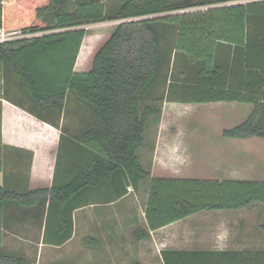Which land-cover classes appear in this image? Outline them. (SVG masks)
Wrapping results in <instances>:
<instances>
[{"label": "trees", "instance_id": "1", "mask_svg": "<svg viewBox=\"0 0 264 264\" xmlns=\"http://www.w3.org/2000/svg\"><path fill=\"white\" fill-rule=\"evenodd\" d=\"M236 1L240 0H116L107 10L101 0H77L73 5L68 0H0V28L33 35L0 44V101H9L55 128L69 93L91 114L85 128L70 135L73 139L60 136V145L66 140L91 155L89 164L73 163L67 180L28 190V174L23 178L3 173L0 243L5 207L40 209L43 243L62 246L72 236L76 208L114 202L127 187L137 189L145 182L147 230L135 232L137 241L149 239V231L203 211L264 206V182L151 178L139 154L145 124L156 114L141 103L155 89L164 67L165 101L250 103L246 119L221 135L264 141V90L261 99L243 95L239 78L245 72L251 84L260 82L264 87V0L216 6ZM201 6L210 8L184 12ZM177 11L183 13L173 14ZM105 21L120 23L92 56L89 70L75 72L86 36L81 27ZM170 29L174 34H168ZM22 100L33 107L25 108ZM89 241L97 246L96 238L85 239ZM204 254L167 250L161 259L163 264H210ZM0 264L33 263L0 248Z\"/></svg>", "mask_w": 264, "mask_h": 264}, {"label": "crops", "instance_id": "2", "mask_svg": "<svg viewBox=\"0 0 264 264\" xmlns=\"http://www.w3.org/2000/svg\"><path fill=\"white\" fill-rule=\"evenodd\" d=\"M250 1L240 0L216 6L245 4ZM78 60L79 57L74 66L75 72H80L82 69ZM228 75L229 71L227 77ZM239 78L241 94L253 95L261 99L264 87L260 82L251 84L245 72H242ZM13 90L19 94L15 87ZM21 103L25 108L33 107L26 100H22ZM214 104L218 107L232 104V109H237L238 118L244 113L243 121L252 109L250 103ZM89 118L88 114L76 112L75 115L65 119V114L62 112L59 126L55 128L9 101L1 100L0 148L4 150L9 161L11 160L9 163L14 165L11 171H9L10 166L6 170L7 176L22 175L25 178L28 174V190L50 188L54 180L57 182L67 180L73 172V163L89 164L91 155L66 140H63L64 145L62 141L60 145V136L72 135L79 126L82 124L85 126L84 123H88ZM262 120L264 122V102ZM248 139L254 141L255 137ZM61 149L74 160L67 163L68 167L59 170L57 156ZM27 164H29L28 173ZM262 178L259 182H264V174ZM129 188L130 186L114 202L106 204L89 202L76 208L72 213V236L62 246L43 243L44 218H41L40 209L14 205L5 207L3 232L7 231L8 234L4 235L5 232L2 234L0 248L28 260L26 251L31 250L33 264H51L59 261L69 264H129L134 260L139 261L140 264H144L143 262L158 264L159 261L162 264L161 252L167 250L202 252L205 253L203 257H206L210 264H264V230L262 229L264 208H255L257 204L235 211H211L210 214L204 215L197 213L158 230L149 231V239L137 241L135 232L147 230L144 218L146 197L143 207H140L135 197L140 186L137 189L133 188L134 190ZM204 224H206L204 229L199 227ZM88 237L97 239L96 247L91 241L85 243ZM2 243L4 245L10 243V245L4 247ZM62 249H66L65 257L53 255L54 251Z\"/></svg>", "mask_w": 264, "mask_h": 264}, {"label": "rangeland", "instance_id": "3", "mask_svg": "<svg viewBox=\"0 0 264 264\" xmlns=\"http://www.w3.org/2000/svg\"><path fill=\"white\" fill-rule=\"evenodd\" d=\"M76 1L68 0L70 5ZM101 1L105 2L107 10L113 8L116 2V0ZM208 8L210 7H194L184 12L205 11ZM180 13L183 11H177L173 14ZM119 23L120 21H105L81 27L86 31V36L78 56V62L81 63L80 66L82 67L80 72L89 70L92 56ZM172 33L174 34V30L170 29L168 34ZM82 51L83 55L80 54ZM165 69L166 67L162 69L155 89L141 103L142 108L148 106L156 111V114L149 118L145 124L142 135L144 142L139 151L141 164L144 169L149 170L151 178L258 182L262 180L264 174V141L258 138L253 139L254 141L251 139H228L221 135L224 129L242 123L244 113L241 114V118H238L236 116L237 109H232V104L218 107L214 103L175 104L165 101V86L162 84ZM168 78L169 75L167 74ZM77 109L78 111H76ZM79 111L83 115L88 114L91 117L89 107L69 93L64 105L65 119L75 115L76 112L80 113ZM84 128L83 124L79 126L78 133ZM69 137L73 139L72 136ZM62 145L64 144L62 143ZM70 160L72 158L61 149L58 157V169L68 167L67 163H70ZM10 161L5 156L4 150L0 148L1 176L6 173L9 166V171L13 169L14 165L9 163ZM129 189L134 190L132 187ZM146 190L147 182L141 184L139 191L135 190V192L137 191L135 193L136 203L140 207H143ZM255 208H264V206L257 204ZM208 213L211 212L203 211L198 215ZM199 227L204 229L206 224ZM4 232V235L8 234L7 231ZM1 245L6 247L10 243H5L6 246L4 243ZM30 251H26V256L32 262ZM65 252L66 249L56 250L53 255L65 257ZM143 263L149 264V262ZM158 264H161L160 261Z\"/></svg>", "mask_w": 264, "mask_h": 264}, {"label": "built area", "instance_id": "4", "mask_svg": "<svg viewBox=\"0 0 264 264\" xmlns=\"http://www.w3.org/2000/svg\"><path fill=\"white\" fill-rule=\"evenodd\" d=\"M181 12V11H180ZM30 34H23L21 31H5L0 28V44L18 41L21 39L32 37Z\"/></svg>", "mask_w": 264, "mask_h": 264}]
</instances>
